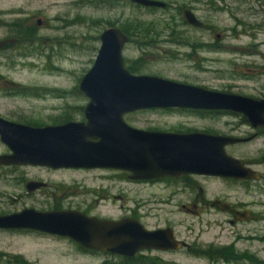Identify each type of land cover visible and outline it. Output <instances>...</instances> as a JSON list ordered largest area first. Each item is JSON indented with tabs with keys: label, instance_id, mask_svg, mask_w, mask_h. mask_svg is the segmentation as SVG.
<instances>
[{
	"label": "rangeland",
	"instance_id": "1",
	"mask_svg": "<svg viewBox=\"0 0 264 264\" xmlns=\"http://www.w3.org/2000/svg\"><path fill=\"white\" fill-rule=\"evenodd\" d=\"M157 1L165 4V8L147 9L129 0L104 4L96 0H0V83H9L6 87L0 85V114L8 120L37 126H49L56 123L55 119L67 116L78 121L81 116L76 109L83 108L86 100L78 94L77 85L93 63L99 34L106 27L119 28L128 22L139 24L134 33L142 35L133 36L123 47L125 67L141 60L137 66L139 74L252 99L264 98V0ZM183 9L190 10L203 29L186 25L181 18ZM26 32L32 38L21 40L18 35ZM124 122L140 130L187 127L226 133L235 129L232 133L242 138L256 135L227 148L226 154L264 177V133L253 130L238 114L194 117L152 110L128 114ZM5 150L0 143V153ZM7 171L8 183L0 180V215L50 207L51 189L28 196L23 187L12 185L14 179L24 177L38 178L52 186L62 183L65 188L54 193L62 208L112 220L137 211L146 229L168 227L176 239L187 243H228L230 232L239 229L225 223L231 219L228 215L213 212L210 205L214 200H218L216 208L257 201L263 208L252 209L264 216V194L258 196L251 188L248 191L252 192L246 195L237 188L198 177H192L193 183L189 181L192 190L187 192L164 182L130 183L122 174L105 171L31 166L9 167ZM104 174L113 178H98ZM256 185L264 187V180ZM113 196L122 200H112ZM193 204L194 214L181 209V206L190 209ZM214 222L220 227L215 228ZM214 228L221 232L217 241ZM258 229V234L264 235V223ZM261 247L258 258L264 262V243L249 246L256 252ZM0 254L4 255L0 264L118 262L81 254L77 245L66 238L36 235L30 230L0 231ZM151 255L172 264H209L208 260L193 259L181 252Z\"/></svg>",
	"mask_w": 264,
	"mask_h": 264
},
{
	"label": "water",
	"instance_id": "2",
	"mask_svg": "<svg viewBox=\"0 0 264 264\" xmlns=\"http://www.w3.org/2000/svg\"><path fill=\"white\" fill-rule=\"evenodd\" d=\"M143 8L164 9L154 0H130ZM182 20L200 28L190 10ZM90 68L77 90L87 100L84 122L30 127L0 119V143L8 153L0 166L57 169H109L128 173L134 181L202 175L255 180L257 173L225 154L238 140L200 133L175 134L134 129L123 121L129 113L149 109L226 111L242 116L253 129L264 127V98L252 99L156 76L132 75L123 63L128 38L117 27H106ZM43 186L28 182V191ZM0 230H30L66 238L77 246L132 259L140 251H176L184 244L173 230H146L139 222L87 217L76 211L41 212L23 209L0 215ZM183 244V245H182Z\"/></svg>",
	"mask_w": 264,
	"mask_h": 264
},
{
	"label": "flooded vegetation",
	"instance_id": "3",
	"mask_svg": "<svg viewBox=\"0 0 264 264\" xmlns=\"http://www.w3.org/2000/svg\"><path fill=\"white\" fill-rule=\"evenodd\" d=\"M107 1L115 2L117 0H107ZM154 1H157V0H154ZM184 10H188V9H183L182 11H184ZM39 24H40L39 21H37L36 25H39ZM189 27L191 29L193 28L195 30L203 29L202 26L200 28H194V27H191V26H189ZM136 37H138V35H136ZM131 41H132V38H128V42L127 43H129ZM193 46L194 45H191V47H193ZM140 63H141V60H136V61L132 62V64L130 66H138V65H140ZM125 68L128 71V67H125ZM132 75H145V74H139V70H138L137 72L132 73ZM148 76H151V75H148ZM8 84L9 83L6 82V81H2L0 83V85H2L1 87H6V86H8ZM181 84H185V83H181ZM185 85H188V84H185ZM191 86H194V85H191ZM196 87H198V86H196ZM201 88H204V87H201ZM204 89H206V88H204ZM206 90H208V89H206ZM78 94H80V93L78 92ZM60 97H62V95ZM81 97H82V95H81ZM86 103H87V100H86ZM83 108L80 107V108L76 109L78 111V114H80V116H81V118L78 121H75L72 118H69L70 116L69 117L67 116V118H65L66 120H64V119H62V120L61 119H55L56 123H54L52 125H49V126H57V125L65 124L67 122H84ZM152 110L153 111H162V112H167V113H175L176 112V113H182L185 116H194V117L195 116H202L203 117V116H211V115L212 116H214V115H216V116L217 115L227 116V115L235 114V113L226 112V111H207V110H194V109H182V108L181 109H172V108H168V109H149V110H141V111H152ZM137 112H139V111H137ZM133 113H136V112H133ZM129 114H131V113H129ZM126 115H128V114H126ZM126 115H124V116H126ZM124 116H123V121H124ZM0 119L4 120V121H8V122H13V123L21 124V125L30 126V127H44V126H48V125L37 126V125H34V124L31 125L29 122H24V121L18 122V121L8 120V119L4 118L1 114H0ZM134 129H136V128H134ZM263 129H264V127H257V128H255L253 130H257V132H259V130H261V132L263 131L262 133H264ZM143 131L165 132V133H175V134L200 133V134H206V135H210V136H221V137H228V138H232V139L238 140V142L224 147L225 154H226V151H227L226 149L227 148L239 145L241 143H244L245 141H248L250 138L252 139V138L256 137V135H252L250 138H242V137L236 135L235 133H232V132H235V129L234 130H229L226 133H222V132L221 133H217V132L206 130V129H201V130L189 129L187 127L179 128V129H172V130L148 129V130H143ZM7 153H8V151L6 149L5 152L0 153V155H4V154H7ZM241 163H242V165L244 167L250 169L248 167V165L244 164L243 162H241ZM9 167L10 166H0V180H4L5 183H8L7 182L8 181V171L7 170H8ZM92 170L93 171H105L107 173L122 174L123 175L122 178L127 179V181H129L130 183H145V184H150V185L161 183V182L170 183V184H172V185H174L176 187H179V188H176L177 190L187 191V192L192 190L191 186H192V183L194 182L192 180V177H198V178H203V179H206V180H213L214 182H219L221 184H225V185L228 186V188H231V187L237 188L236 190H240V191L242 190L243 191L242 193H244L246 195L248 193L252 192V191H248L251 188L254 190L253 191L254 194H256L258 196L264 194L263 185H258V186L256 185L259 182H263L264 177L261 176L256 171L255 172L257 173L258 176H257V178L255 180L230 179V178H221V177H213V176H202V175H183L180 178L164 177V178H159V179H155V180L134 181V180H129L128 179V173H125V172L116 171V170H109V169H89V171H92ZM250 170H252V169H250ZM99 177H101V180H110V179L113 178V177H110V176H105V174L102 175V176L99 175L98 178ZM189 181H191L192 183H190ZM28 182H32V183H36V184L42 183L43 186H40L39 188H34L33 190L28 191L25 188V185ZM14 183L15 184H12V185L23 187L26 195H28V196H30V195H32L34 193L44 192V191H46L48 189H51V192L49 193L50 196H48V199H50V200L52 199L51 201L49 200L50 204H48V206H50V207H48L46 210H41V212H56V211H76V212H79L78 210L72 209V208H69V207L62 208L61 204H60L61 200L56 199L54 197L55 191L62 190V189L65 188L62 183H59V184H57L55 186H52L49 183H47L45 181H42L41 179H38V178L29 180V179H25L24 177H21L20 179H14ZM253 184L256 185V186H252ZM196 188H197L198 194L202 195V190L198 186H196ZM91 191L94 192V190H91ZM88 192L89 191L84 190V193H88ZM69 195H73L74 196L75 194L70 193ZM64 199H67V196ZM103 199H106V198L103 197ZM111 199L112 200H114V199L122 200L120 196H117V197L113 196V197H111ZM217 203H218V200H214L212 202V204L210 205V208L213 210V212H215L216 214H219V215H224V214L228 215V217H230L231 219L226 220L225 223H227L230 228L239 227V229H240V230L238 229L236 231H231L230 232L231 236H230V241L228 243H224L223 241H221V243L215 242V243H209V245H202L201 243H198V242L187 243V242H185L182 239L178 240V239L175 238L176 240H178V241H180V242H182L184 244V246H181L176 251H163L162 252V251H157V250H147V251H140L138 254H136V256L139 255V256L146 257V258H156V259H158L160 261H163L162 259H160L156 255H151V254H165V253H169V252H173V253L181 252L185 256L191 257L193 259L208 260L209 264H264V262L261 259L258 258L259 254L261 253L262 247L260 248V250H258L260 252L253 251V250H251V248H249V246H253L255 244L256 245H262L264 243V235H259L258 234V232H259V229H258L259 224L264 223V216L262 215L263 213H261L259 211H256L255 209H252L253 207L263 208V204L262 203H258L257 201H254L252 203L237 202V203H232V204L229 203V204H226V205L222 204L221 208H216V204ZM181 209L183 211H185V212L194 214L195 210H196V207L193 204V205H191L190 209H188V208H186L184 206H181ZM79 213H81V214H83L84 216H87V217H93V218H97V219H104V220H110V221H117V220H120V219H123V218H129V219H132V220H135V221L139 222L140 224H141L140 220L142 219L141 216L138 215L137 211H131L130 215L122 217V218L117 219V220H112V219H109V218H103V217H97V216H94V215H90V213H88L87 211L86 212L85 211L84 212H79ZM213 226L215 228L216 227H220L218 225V223H216V222H214ZM146 230H148V229H146ZM152 230H156V229H152ZM152 230H150V231H152ZM0 231H10V230H0ZM219 232L216 230L215 233H214L216 241H217V238H219V239L221 238L220 236H218ZM35 233H36V235H43V236L46 235V234L40 233V232H35ZM55 237H58V236H55ZM77 247L81 249L80 250L81 254L99 256V257H102L104 260L121 259V258H123V257L117 256V255H112V254H109L107 252H103V251H94V250H90V249H84V248H81L79 246H77Z\"/></svg>",
	"mask_w": 264,
	"mask_h": 264
},
{
	"label": "trees",
	"instance_id": "4",
	"mask_svg": "<svg viewBox=\"0 0 264 264\" xmlns=\"http://www.w3.org/2000/svg\"><path fill=\"white\" fill-rule=\"evenodd\" d=\"M97 2H100L101 4L104 3H108L107 0H96ZM111 4V3H110ZM148 9V8H147ZM139 24H133L132 22H128L127 24H125L124 26H119V30L124 33L128 38H132L133 36H140L142 35V32H138V33H134L135 29L139 28ZM30 34L26 33H20L18 36L20 37L21 40L24 41H28L30 40L32 37L29 36ZM139 70V68H137V66H129L128 67V71L132 74L134 72H137ZM62 120V119H61ZM66 120V119H64ZM79 250H81L80 248H78ZM4 255L0 254V258L3 257ZM117 263L116 264H172V263H168V262H163L160 261L156 258H146L143 256H135L132 259H128V258H121V259H117ZM107 261H105L106 263ZM17 263V262H14ZM104 263V264H105ZM17 264H25L24 262H18Z\"/></svg>",
	"mask_w": 264,
	"mask_h": 264
}]
</instances>
